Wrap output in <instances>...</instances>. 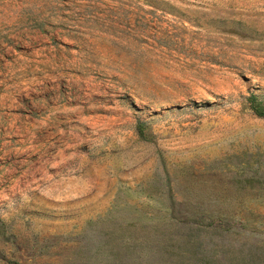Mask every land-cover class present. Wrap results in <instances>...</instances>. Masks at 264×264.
<instances>
[{
    "label": "rangeland",
    "instance_id": "obj_1",
    "mask_svg": "<svg viewBox=\"0 0 264 264\" xmlns=\"http://www.w3.org/2000/svg\"><path fill=\"white\" fill-rule=\"evenodd\" d=\"M249 94L264 0H0V264H264Z\"/></svg>",
    "mask_w": 264,
    "mask_h": 264
},
{
    "label": "trees",
    "instance_id": "obj_2",
    "mask_svg": "<svg viewBox=\"0 0 264 264\" xmlns=\"http://www.w3.org/2000/svg\"><path fill=\"white\" fill-rule=\"evenodd\" d=\"M246 102L249 109L256 117L264 118V104L256 97V95L249 94L246 97ZM135 131L140 138L144 139L146 137L144 132V124L142 122H138L135 125Z\"/></svg>",
    "mask_w": 264,
    "mask_h": 264
}]
</instances>
